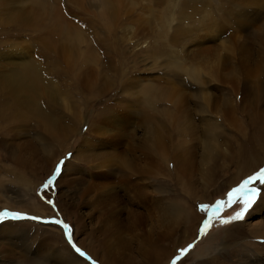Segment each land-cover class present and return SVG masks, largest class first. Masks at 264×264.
Returning a JSON list of instances; mask_svg holds the SVG:
<instances>
[{"label":"rangeland","instance_id":"rangeland-1","mask_svg":"<svg viewBox=\"0 0 264 264\" xmlns=\"http://www.w3.org/2000/svg\"><path fill=\"white\" fill-rule=\"evenodd\" d=\"M26 62L52 90L0 116V264H264V184L215 210L264 169V0H0V76Z\"/></svg>","mask_w":264,"mask_h":264},{"label":"bare ground","instance_id":"bare-ground-1","mask_svg":"<svg viewBox=\"0 0 264 264\" xmlns=\"http://www.w3.org/2000/svg\"><path fill=\"white\" fill-rule=\"evenodd\" d=\"M34 5V4H33ZM37 6V5H36ZM22 7V6H21ZM24 8V7H23ZM39 6H38V10H39ZM26 10V9H25ZM21 11V10H20ZM24 11V10H23ZM40 11V14H36L35 11L32 9L30 11H27V17L25 16H17L19 18V20H14V24H16L17 26H24V25H28L29 22H32L31 20L36 19L37 21L32 22L33 24L35 23H41L40 19H43V14H42V8ZM26 12V13H27ZM56 15L57 18L55 17L54 21L51 22V25L58 27L57 24H60L59 21L61 22V11L59 10H54L53 11ZM25 13V14H26ZM23 15V14H22ZM41 16V18H40ZM34 18V19H33ZM27 19L26 21L23 22V20ZM61 27V26H60ZM61 29H63L61 27ZM64 30V29H63ZM67 37L70 36V39L75 40L78 39L77 36H74V34H71L70 31L66 32V29L64 30ZM78 32L76 31L75 34H77ZM71 34V35H70ZM82 34V33H81ZM80 34V35H81ZM58 35V34H57ZM55 36V35H53ZM81 37V36H80ZM82 38V37H81ZM79 41L80 38H79ZM78 41V42H79ZM74 42V41H73ZM76 42V41H75ZM59 43V42H58ZM81 43V42H79ZM89 43V42H88ZM76 44V43H75ZM49 45V44H48ZM51 47V46H50ZM76 47V46H75ZM79 48V47H78ZM76 49V48H75ZM95 49V48H94ZM88 52V50H87ZM86 52V54H87ZM82 54V53H81ZM97 54V53H96ZM18 55V54H17ZM78 58V57H77ZM95 61V60H94ZM41 63V62H40ZM88 64V63H87ZM20 67V66H19ZM43 67V66H42ZM17 68V67H16ZM22 69H17L13 70L16 73H8V75H4V76H0V77H5V78H0L3 80L2 83H0V116H3L2 121L6 120H13L14 117H21V119H23L25 116L29 117V116H36L37 118H42L45 120V115L43 110L40 108L39 103H38V88L41 89V87L45 86L46 88H48L49 90H52L49 86L50 83H52L51 81H48L47 79H44V77H42L41 75V66L39 64H36L35 62L31 63V62H26L24 64H22L21 66ZM82 68V67H81ZM6 69V68H5ZM76 69V68H75ZM45 70V69H44ZM89 71V70H88ZM195 71V70H194ZM1 72V71H0ZM22 72V73H21ZM191 72V71H190ZM197 72V71H196ZM193 73V72H192ZM190 73V74H192ZM120 74V73H119ZM195 75V74H194ZM91 76V75H90ZM76 84V83H75ZM121 84V83H120ZM39 86V87H38ZM54 88V87H53ZM44 91V90H43ZM27 93L28 96H25L24 94ZM151 94V93H150ZM167 97V96H166ZM59 98V97H58ZM150 98V97H149ZM54 102V101H53ZM11 104V105H10ZM145 105V104H144ZM44 107V106H43ZM19 109V110H18ZM150 109V108H149ZM23 110V111H22ZM19 111V113H18ZM22 111V112H21ZM73 119L74 120H79L78 119V114L73 113ZM17 119V118H16ZM1 120V119H0ZM27 120V119H26ZM47 122H50L51 120H46ZM8 125V124H5ZM66 126V125H65ZM64 126V128L61 127V131L62 133L60 135L67 137L69 130ZM57 128V127H56ZM81 128V127H80ZM51 129L55 130V127L51 125ZM58 129V128H57ZM70 129V128H69ZM73 131V130H72ZM71 131V132H72ZM75 131V130H74ZM57 134V133H56ZM56 136V135H55ZM156 147H158L157 145H154ZM153 149L155 147H152ZM157 155V153H156ZM155 155V156H156ZM104 160L103 162H105V160H107V158L103 157ZM106 163V162H105ZM126 169V168H125ZM124 169V170H125ZM126 173V172H125ZM124 173V174H125ZM138 173V172H137ZM123 183V182H122ZM130 185V184H129ZM108 191V190H107ZM99 210V209H98ZM103 210V209H102ZM133 217V216H132Z\"/></svg>","mask_w":264,"mask_h":264},{"label":"snow or ice","instance_id":"snow-or-ice-1","mask_svg":"<svg viewBox=\"0 0 264 264\" xmlns=\"http://www.w3.org/2000/svg\"><path fill=\"white\" fill-rule=\"evenodd\" d=\"M60 174H61V166L59 165L58 169H55L54 175L47 181L46 188L51 186ZM256 183L264 184V169L260 170L255 175L250 176L247 180H244V182L240 184L239 187L232 189V191L228 193L227 200L226 201L221 200L215 210L219 212L221 206L229 207L235 204H240L242 205L241 211L236 216H234L233 219L234 220L241 219L243 215L247 213L256 202L258 190L256 187L253 186ZM204 213L208 214L207 212Z\"/></svg>","mask_w":264,"mask_h":264}]
</instances>
